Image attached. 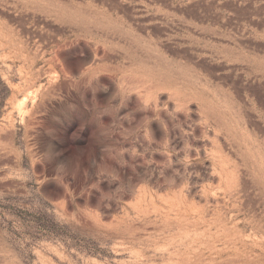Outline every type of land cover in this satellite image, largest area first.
Returning <instances> with one entry per match:
<instances>
[{"label": "rangeland", "instance_id": "obj_1", "mask_svg": "<svg viewBox=\"0 0 264 264\" xmlns=\"http://www.w3.org/2000/svg\"><path fill=\"white\" fill-rule=\"evenodd\" d=\"M0 264H264V0H0Z\"/></svg>", "mask_w": 264, "mask_h": 264}]
</instances>
